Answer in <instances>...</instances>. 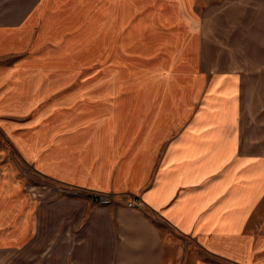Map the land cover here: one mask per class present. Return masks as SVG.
<instances>
[{"label": "crops", "instance_id": "obj_1", "mask_svg": "<svg viewBox=\"0 0 264 264\" xmlns=\"http://www.w3.org/2000/svg\"><path fill=\"white\" fill-rule=\"evenodd\" d=\"M217 1L225 40L211 35ZM60 11L98 12L81 36L48 54L59 65H28L27 50L58 38ZM263 11L264 0H0V129L12 145L0 152V255L29 254V264H176L183 240L202 255L194 264H264V56L256 55L264 44L255 39ZM180 22L184 41L176 31L151 34ZM106 40L113 66L148 56L156 40L172 45L170 60L150 70L175 88L152 98L53 88L56 67H70L58 71L65 85L86 64L104 62ZM24 170L78 195L40 207ZM94 193L111 195V205L94 203ZM161 229L182 240L167 242Z\"/></svg>", "mask_w": 264, "mask_h": 264}, {"label": "rangeland", "instance_id": "obj_2", "mask_svg": "<svg viewBox=\"0 0 264 264\" xmlns=\"http://www.w3.org/2000/svg\"><path fill=\"white\" fill-rule=\"evenodd\" d=\"M219 1L212 4L213 10L211 11L212 15L209 16V22L212 29V33L216 34L219 39L225 40V36H229L230 32L226 31H218L219 26H221L225 20L222 19L219 16L222 14L223 11L220 8L215 9L216 4H218ZM98 11H60L59 19L61 20L59 27L61 32H59L58 38L54 41L53 45L52 42H49V45H46L45 47L40 46L39 48H31L27 50V52L24 54L23 58L27 60L30 65L32 62L42 63L45 60L53 59L48 56L50 52L53 50H57L58 48H62L65 46L68 42L76 39L77 37L81 36L88 24L93 19L95 13ZM158 12V11H157ZM259 13L260 11H254V13ZM264 12V11H263ZM157 14L155 11H145L144 14ZM200 21L204 23V21H208V16H206V11H198ZM259 20V18H257ZM227 22V21H226ZM264 23L263 21H258ZM203 23H200V25H204ZM207 23V22H206ZM205 23V24H206ZM159 27H157L158 29ZM202 29V27H201ZM217 30V31H215ZM175 31L177 33H180L182 40L184 41L185 35L187 34V30L185 28V25L183 23H179L176 25H169L165 26L161 30H152L153 33H151L153 36L158 38L159 36L164 37H170L171 33L174 34ZM201 41H203L201 32H200ZM255 39H260L263 41L264 44V32L259 33L255 36ZM180 41L183 43V41ZM119 41V37H118ZM163 42V41H161ZM164 44V43H162ZM159 40L155 41V51L150 53L146 57H142L141 59L137 58L135 61H127L128 59L121 57L125 62H119L114 63L115 66L109 61V40L104 41L103 48H102V54L104 62L101 60H96L95 62L86 64V66L83 68V70H80L74 80H71L69 83H66L65 85L60 84L62 78L60 79V72L62 71V68H70L66 62L65 65H62L61 67H56L59 70L54 69L53 72L49 73V76L51 77L50 80L57 85L53 88H79V87H86V88H117L119 92L123 95L129 94V93H144L147 94L150 98H152V94H155L157 91L161 90L162 87L166 88H175L174 84L171 82H168L161 79V77L150 70V67L159 65L162 61L165 59L168 61L169 55L166 53V48L172 49L173 46H166L162 45ZM230 50V49H229ZM249 49H243V48H233L232 53L234 55H245L246 51ZM173 51V49H172ZM174 52V51H173ZM261 54L264 56V47L261 48V50H256V55ZM78 52H76L73 55H66L70 58L72 56H77ZM127 55V53H126ZM129 56V55H127ZM131 57V56H129ZM138 57V56H136ZM166 57V58H165ZM54 60V66H57L60 64V62L56 59ZM108 60V62H106ZM36 64V67L38 66ZM168 66H171L169 63ZM235 66V65H234ZM240 68L245 69V66H248L246 64H240ZM76 67V66H74ZM161 66L155 67L157 71L159 70ZM261 70L264 71V64L258 65ZM257 67V68H258ZM248 70V68H247ZM120 72L122 76L120 78H114L116 76H110L107 72ZM58 72V73H57ZM161 75H164L163 72H161ZM44 81H39V83H43ZM47 82H45L40 87L38 86V89L40 93H43V88L46 85ZM59 85V86H58ZM7 120L14 121L13 119H10L9 117H4ZM0 152H12V145L6 140L5 133L2 129H0ZM24 169H26L24 167ZM25 173V179H26V191L27 193L34 199L38 206H43L45 203H48L54 199L63 198L65 196L70 195H78L77 191H74L72 189H69L68 187L59 184L55 181H52L51 179H47L44 177L35 178L31 175L30 171L24 170ZM28 179V180H27ZM80 194L82 192H79ZM101 196H107L110 197L111 200L113 199L111 195L103 194V193H94L92 196H89L88 198L91 199L94 203H96L99 206L100 205L96 200H98ZM128 202L130 200L127 199L125 201V206L127 207ZM253 226V224H251ZM264 233V218L262 219L261 227ZM161 233L164 236V239L167 242H175L178 243L182 239L179 238L176 234L170 232L169 230L161 229ZM183 245L185 247V253L183 256H180L176 264H194L197 257H201L199 253V249L196 248L192 243H186L183 241ZM188 251V253H187ZM190 253V254H189ZM199 257V258H200ZM264 257V253H263ZM37 258V257H35ZM32 262L31 256L28 254L27 257H23L20 259H16L15 255H6L3 257L0 255V264H29ZM35 262V259H34ZM229 264H237L235 262H230Z\"/></svg>", "mask_w": 264, "mask_h": 264}, {"label": "built area", "instance_id": "obj_3", "mask_svg": "<svg viewBox=\"0 0 264 264\" xmlns=\"http://www.w3.org/2000/svg\"><path fill=\"white\" fill-rule=\"evenodd\" d=\"M100 205L102 206H109L112 203V200L110 197L107 196H101L98 200H96ZM136 200H132L128 202L127 207L130 209H133L136 206Z\"/></svg>", "mask_w": 264, "mask_h": 264}]
</instances>
